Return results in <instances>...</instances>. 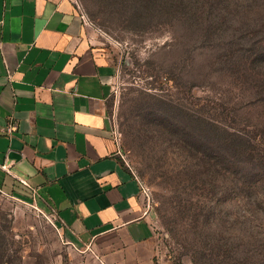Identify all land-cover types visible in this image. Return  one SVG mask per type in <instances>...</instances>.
Here are the masks:
<instances>
[{"label":"rangeland","instance_id":"1","mask_svg":"<svg viewBox=\"0 0 264 264\" xmlns=\"http://www.w3.org/2000/svg\"><path fill=\"white\" fill-rule=\"evenodd\" d=\"M75 1L115 65L122 158L152 192L168 255L264 264V196L245 197V162L234 172L206 131L264 130V0ZM0 228L9 264H70L55 212L35 197L0 190Z\"/></svg>","mask_w":264,"mask_h":264},{"label":"crops","instance_id":"2","mask_svg":"<svg viewBox=\"0 0 264 264\" xmlns=\"http://www.w3.org/2000/svg\"><path fill=\"white\" fill-rule=\"evenodd\" d=\"M115 75L75 0H0V190L55 212L70 264H175L118 152Z\"/></svg>","mask_w":264,"mask_h":264},{"label":"trees","instance_id":"3","mask_svg":"<svg viewBox=\"0 0 264 264\" xmlns=\"http://www.w3.org/2000/svg\"><path fill=\"white\" fill-rule=\"evenodd\" d=\"M210 2L212 1L210 0L208 5L212 6ZM191 5V1L185 0V6L187 8L191 7ZM261 53L264 56V51ZM262 101L263 102H260L264 103V98H262ZM216 126L214 131H210L209 129H206V131L215 138V146L218 151L225 150L224 154L226 155L222 157V161L238 162L241 168L242 162H245V197L258 201L261 205L260 196H264V154L262 155V153H260L263 151L261 147L264 145L263 128L261 129L259 126L253 125V128L257 129L252 131V127L250 126V130H245L244 135L241 130L235 127L229 126L223 128L219 125ZM224 133H226L227 136H223ZM243 140H245V142ZM234 162H232L234 165L233 171L236 172L237 168L240 169V167L234 164ZM12 194L14 195V192ZM4 241L5 238L2 233V228H0V264H9V261L5 260Z\"/></svg>","mask_w":264,"mask_h":264},{"label":"built area","instance_id":"4","mask_svg":"<svg viewBox=\"0 0 264 264\" xmlns=\"http://www.w3.org/2000/svg\"><path fill=\"white\" fill-rule=\"evenodd\" d=\"M13 129H14V126H9V131L10 132H12ZM113 135H114L115 141H116V143L118 145V152L123 157L122 150L120 149L121 132L119 131L117 125H115V124L113 126ZM133 173L135 174L134 171H133ZM137 178L139 179V181L141 183L142 193L145 196L146 207H147V211L146 212H150V211H152V206H153L152 192H151L149 186H147L143 181H141V179L138 176H137Z\"/></svg>","mask_w":264,"mask_h":264}]
</instances>
